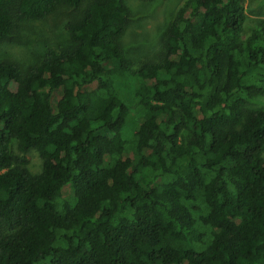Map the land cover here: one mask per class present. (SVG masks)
I'll list each match as a JSON object with an SVG mask.
<instances>
[{
	"label": "trees",
	"instance_id": "16d2710c",
	"mask_svg": "<svg viewBox=\"0 0 264 264\" xmlns=\"http://www.w3.org/2000/svg\"><path fill=\"white\" fill-rule=\"evenodd\" d=\"M69 14L71 46L0 61V264H264V20L185 0L133 69L122 0H0V44Z\"/></svg>",
	"mask_w": 264,
	"mask_h": 264
},
{
	"label": "rangeland",
	"instance_id": "374dc122",
	"mask_svg": "<svg viewBox=\"0 0 264 264\" xmlns=\"http://www.w3.org/2000/svg\"><path fill=\"white\" fill-rule=\"evenodd\" d=\"M129 8V21L121 43L133 69L143 63L156 61L161 54L162 42L179 7L185 0H122ZM246 14L243 26L245 34L256 29L264 20V0H242ZM72 17H62L64 21L52 18L25 25L12 42L0 44V61H14L23 68L39 65L48 49L71 46L65 24ZM74 17V15H73ZM251 109H264V96H254L249 103ZM16 155L22 154L13 146ZM28 169L37 173L41 160L35 151L25 155Z\"/></svg>",
	"mask_w": 264,
	"mask_h": 264
}]
</instances>
